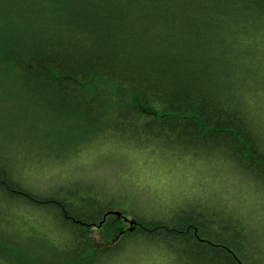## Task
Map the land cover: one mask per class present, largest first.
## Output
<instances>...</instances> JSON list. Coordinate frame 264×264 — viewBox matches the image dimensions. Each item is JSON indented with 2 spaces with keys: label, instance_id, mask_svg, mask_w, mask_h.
I'll return each mask as SVG.
<instances>
[{
  "label": "trees",
  "instance_id": "1",
  "mask_svg": "<svg viewBox=\"0 0 264 264\" xmlns=\"http://www.w3.org/2000/svg\"><path fill=\"white\" fill-rule=\"evenodd\" d=\"M262 117L264 0H0V264H264L249 219L201 198L159 216L39 180L109 138L181 166L223 154L264 205Z\"/></svg>",
  "mask_w": 264,
  "mask_h": 264
},
{
  "label": "rangeland",
  "instance_id": "2",
  "mask_svg": "<svg viewBox=\"0 0 264 264\" xmlns=\"http://www.w3.org/2000/svg\"><path fill=\"white\" fill-rule=\"evenodd\" d=\"M157 155L163 156L162 153H157ZM73 162L77 164L75 167L68 168L69 164L63 165L58 169L61 172L56 173L57 170H52L50 175L46 178L40 177L39 180L50 181L52 179L53 183V180L66 174L68 178L61 182H66L68 185L72 184V181L90 182L104 190L105 201H113V205L109 207H116L115 202L121 200L148 211L169 209L175 205V202L184 199L201 198L204 203H210L209 200L216 192L214 189L216 183L211 179L206 178L203 182L197 181L193 171L194 167L175 165L176 162L172 159H164L163 162L158 159H149L147 154L134 151L129 146L106 142L85 154L77 155ZM55 174H59V177L54 178ZM211 177L216 176L211 174ZM231 179L226 178L220 184L221 187L230 188L231 183L229 182L233 181ZM201 191L205 193L202 194ZM255 210L257 214L251 215L249 221L251 223L255 221L254 225L262 231L264 229L263 203L256 204ZM113 216L106 218L103 227H96L92 230V236L98 242H112L116 233L115 225H112ZM118 221L124 229L128 228L127 222H123L120 218ZM133 253L134 250L123 255L120 261L123 264H138L139 261H144L145 264H156L157 261H162L161 256L150 251L144 252L145 256ZM164 264H172V262L167 261Z\"/></svg>",
  "mask_w": 264,
  "mask_h": 264
},
{
  "label": "bare ground",
  "instance_id": "3",
  "mask_svg": "<svg viewBox=\"0 0 264 264\" xmlns=\"http://www.w3.org/2000/svg\"><path fill=\"white\" fill-rule=\"evenodd\" d=\"M249 96V95H247ZM258 98L257 93H255V99ZM111 139H100L97 143L88 148V151L93 150L96 146L100 147L104 143L110 141ZM96 150V149H95ZM80 156V154H79ZM181 159H185V157H179ZM194 163L189 164L188 167H194L195 178L197 181L203 182L206 178L211 179L212 182L216 183L214 189L216 192L213 194V197L209 200L210 204L208 206V212L213 213L215 211H228L233 213L239 218L243 220H247L251 215L257 214L255 206L257 202L262 199L263 191L261 189L256 188L254 185L247 184L248 181L245 180L243 175H240L238 171H234V166L231 162L226 159V157L222 154L220 155H206L200 158H196L193 160ZM76 163V162H75ZM72 161V164L68 165V168L75 167V164ZM62 167V166H61ZM61 167L51 165L48 171L58 170ZM27 169H30L29 167ZM211 174L216 176L215 178L211 177ZM226 178H232L229 183H231V187L228 186L221 187V183ZM81 182V181H80ZM247 185V186H246ZM101 196H104L106 193L104 190L98 188V192ZM202 194L205 191H201ZM112 202V200L105 201V204ZM181 200L175 202V205H172L174 208L181 209L182 207ZM132 205L136 208L135 204ZM202 209H205V206L202 205ZM172 209H155L152 210L153 213L159 214V216H168L172 215ZM216 214V213H214ZM219 215V213H217ZM255 221L251 223V229L253 231H257L258 236V244L264 248V229L262 231L257 230V226L254 225Z\"/></svg>",
  "mask_w": 264,
  "mask_h": 264
},
{
  "label": "snow or ice",
  "instance_id": "4",
  "mask_svg": "<svg viewBox=\"0 0 264 264\" xmlns=\"http://www.w3.org/2000/svg\"><path fill=\"white\" fill-rule=\"evenodd\" d=\"M261 130H262V133H264V117H262V124H261ZM0 155H2V149H0ZM4 179L3 175L0 174V182H2ZM4 199V195L2 192H0V201H2ZM101 215L103 216L104 214L101 213ZM103 220L100 221V223H102Z\"/></svg>",
  "mask_w": 264,
  "mask_h": 264
},
{
  "label": "clouds",
  "instance_id": "5",
  "mask_svg": "<svg viewBox=\"0 0 264 264\" xmlns=\"http://www.w3.org/2000/svg\"><path fill=\"white\" fill-rule=\"evenodd\" d=\"M171 259H174V257H172V256L165 257V260H171ZM138 264H145V262L139 261ZM156 264H164V262L163 261H157Z\"/></svg>",
  "mask_w": 264,
  "mask_h": 264
},
{
  "label": "water",
  "instance_id": "6",
  "mask_svg": "<svg viewBox=\"0 0 264 264\" xmlns=\"http://www.w3.org/2000/svg\"><path fill=\"white\" fill-rule=\"evenodd\" d=\"M111 213L115 214V215H120L117 211H112ZM104 219V218H103Z\"/></svg>",
  "mask_w": 264,
  "mask_h": 264
}]
</instances>
